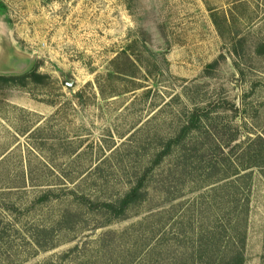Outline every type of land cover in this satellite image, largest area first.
<instances>
[{
  "label": "rangeland",
  "instance_id": "1",
  "mask_svg": "<svg viewBox=\"0 0 264 264\" xmlns=\"http://www.w3.org/2000/svg\"><path fill=\"white\" fill-rule=\"evenodd\" d=\"M34 53L0 264H264V0H0V70Z\"/></svg>",
  "mask_w": 264,
  "mask_h": 264
},
{
  "label": "water",
  "instance_id": "2",
  "mask_svg": "<svg viewBox=\"0 0 264 264\" xmlns=\"http://www.w3.org/2000/svg\"><path fill=\"white\" fill-rule=\"evenodd\" d=\"M35 58H36V53L32 54L29 58V62H27L26 65H24L23 67L17 69V70H12V69H3L0 70V75H24L28 72L31 71V69L33 68V65L35 63Z\"/></svg>",
  "mask_w": 264,
  "mask_h": 264
},
{
  "label": "trees",
  "instance_id": "3",
  "mask_svg": "<svg viewBox=\"0 0 264 264\" xmlns=\"http://www.w3.org/2000/svg\"><path fill=\"white\" fill-rule=\"evenodd\" d=\"M19 76H22V75H19ZM16 77H17V75H15V76H14V75H0V79H1V78H16ZM195 116H196V115H195ZM196 118H197V117H196ZM196 118H195V120H196ZM195 122H196V121H193L190 125L184 127L183 130H182V132H181V134L175 139V141L180 140V138H181L182 136L185 135L186 131H187L189 128H191L192 126H195ZM170 142H171V141H170ZM137 190H138V186H137V187H134V188L131 190V192L128 193V194L126 195V197L123 199L122 204L124 205V204H127L128 202L132 201V199L134 198V196L137 194Z\"/></svg>",
  "mask_w": 264,
  "mask_h": 264
},
{
  "label": "bare ground",
  "instance_id": "4",
  "mask_svg": "<svg viewBox=\"0 0 264 264\" xmlns=\"http://www.w3.org/2000/svg\"><path fill=\"white\" fill-rule=\"evenodd\" d=\"M5 64V63H4Z\"/></svg>",
  "mask_w": 264,
  "mask_h": 264
}]
</instances>
